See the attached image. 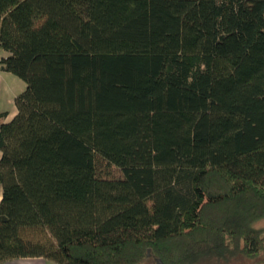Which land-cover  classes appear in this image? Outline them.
I'll return each instance as SVG.
<instances>
[{"label": "trees", "instance_id": "obj_1", "mask_svg": "<svg viewBox=\"0 0 264 264\" xmlns=\"http://www.w3.org/2000/svg\"><path fill=\"white\" fill-rule=\"evenodd\" d=\"M0 52V264H264V0H0Z\"/></svg>", "mask_w": 264, "mask_h": 264}, {"label": "crops", "instance_id": "obj_2", "mask_svg": "<svg viewBox=\"0 0 264 264\" xmlns=\"http://www.w3.org/2000/svg\"><path fill=\"white\" fill-rule=\"evenodd\" d=\"M7 56L6 52H0L1 58ZM26 83L17 75L2 70L0 68V115L3 117L0 119L3 123L10 122L18 112V108L15 103L16 97L24 91ZM2 157V151L0 150V159ZM3 196V186L0 183V200ZM49 263L42 257H25L17 260H12L4 264H44Z\"/></svg>", "mask_w": 264, "mask_h": 264}, {"label": "water", "instance_id": "obj_3", "mask_svg": "<svg viewBox=\"0 0 264 264\" xmlns=\"http://www.w3.org/2000/svg\"><path fill=\"white\" fill-rule=\"evenodd\" d=\"M149 255H150V251H149ZM156 263L157 264H164L160 258H156Z\"/></svg>", "mask_w": 264, "mask_h": 264}, {"label": "rangeland", "instance_id": "obj_4", "mask_svg": "<svg viewBox=\"0 0 264 264\" xmlns=\"http://www.w3.org/2000/svg\"><path fill=\"white\" fill-rule=\"evenodd\" d=\"M245 263H246V262L243 261V262H238L237 264H245ZM52 264H54V263H52Z\"/></svg>", "mask_w": 264, "mask_h": 264}]
</instances>
